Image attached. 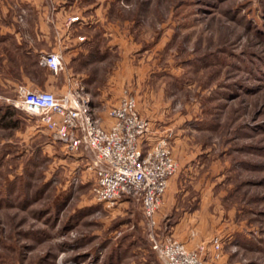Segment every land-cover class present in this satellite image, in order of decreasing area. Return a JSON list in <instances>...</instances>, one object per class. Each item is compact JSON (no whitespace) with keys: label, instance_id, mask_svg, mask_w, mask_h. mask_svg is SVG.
Returning <instances> with one entry per match:
<instances>
[{"label":"rangeland","instance_id":"obj_1","mask_svg":"<svg viewBox=\"0 0 264 264\" xmlns=\"http://www.w3.org/2000/svg\"><path fill=\"white\" fill-rule=\"evenodd\" d=\"M94 2L124 47L86 68L99 87L118 73V90L128 88L151 121L145 147L167 137L176 174L154 227L139 197L100 202L94 155L68 151L38 113L17 106L27 85L18 80L0 101V264H163L153 239L167 237L205 264H264V0H78L75 8ZM45 68L27 69L38 89L46 90ZM170 219L190 220L188 241L167 233Z\"/></svg>","mask_w":264,"mask_h":264},{"label":"built area","instance_id":"obj_2","mask_svg":"<svg viewBox=\"0 0 264 264\" xmlns=\"http://www.w3.org/2000/svg\"><path fill=\"white\" fill-rule=\"evenodd\" d=\"M40 60L54 73L64 67L59 51L44 53ZM6 99L9 100L0 93V101ZM15 104L38 113L44 127L68 151H91L94 156L90 168L97 177L93 192L100 202L114 204L124 197H139L146 217L155 226L156 213L178 163L167 137L145 147L151 121L139 111L137 99L128 88L117 103L106 107L110 123L99 114L91 94L79 81L62 94L20 85ZM154 235L152 231L153 238ZM213 244L220 248L221 237L215 238ZM153 247L163 264H205L198 252L172 237L154 238Z\"/></svg>","mask_w":264,"mask_h":264},{"label":"crops","instance_id":"obj_3","mask_svg":"<svg viewBox=\"0 0 264 264\" xmlns=\"http://www.w3.org/2000/svg\"><path fill=\"white\" fill-rule=\"evenodd\" d=\"M77 1L0 0V93L11 94L21 79L28 86L38 88L39 85L28 76V70L32 66L44 69L45 66L40 63L41 56L59 51L68 67L64 66L57 74L50 69L45 89L62 94L66 93L73 80L83 83L99 114L106 123H110L106 111L99 108L103 104L110 106L119 101L122 89L118 90V73L112 75L108 86L99 87L95 85L91 68H86V65L104 61L117 48L124 46L119 41L114 24L106 19L102 3L86 4L81 12H77ZM44 5L46 11H42ZM23 10L29 13L27 21L21 20ZM75 16L77 18L73 19ZM55 77L60 81L55 82ZM189 221L170 219L165 229L169 228L167 233L174 237L188 241Z\"/></svg>","mask_w":264,"mask_h":264}]
</instances>
